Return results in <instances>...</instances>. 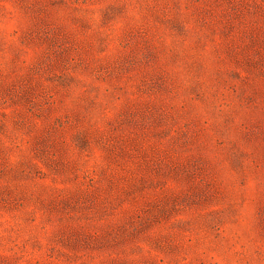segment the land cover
Masks as SVG:
<instances>
[{
	"label": "rangeland",
	"instance_id": "rangeland-1",
	"mask_svg": "<svg viewBox=\"0 0 264 264\" xmlns=\"http://www.w3.org/2000/svg\"><path fill=\"white\" fill-rule=\"evenodd\" d=\"M0 264H264V0H0Z\"/></svg>",
	"mask_w": 264,
	"mask_h": 264
}]
</instances>
